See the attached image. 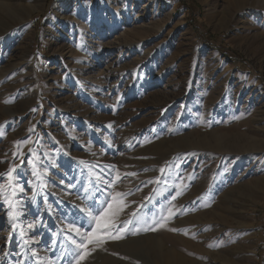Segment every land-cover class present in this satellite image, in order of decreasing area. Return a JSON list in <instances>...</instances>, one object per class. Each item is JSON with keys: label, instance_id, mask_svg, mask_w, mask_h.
Wrapping results in <instances>:
<instances>
[{"label": "rangeland", "instance_id": "obj_1", "mask_svg": "<svg viewBox=\"0 0 264 264\" xmlns=\"http://www.w3.org/2000/svg\"><path fill=\"white\" fill-rule=\"evenodd\" d=\"M101 1L0 0V264H264V0Z\"/></svg>", "mask_w": 264, "mask_h": 264}, {"label": "snow or ice", "instance_id": "obj_2", "mask_svg": "<svg viewBox=\"0 0 264 264\" xmlns=\"http://www.w3.org/2000/svg\"><path fill=\"white\" fill-rule=\"evenodd\" d=\"M9 176H11V171L9 172ZM120 193H117V196H120ZM126 207V205L123 204V201H116L113 204H109L108 207L104 210L103 214L97 217H94V219L97 221L96 228L93 229V231L88 233H81L78 228L74 229L78 235L83 237V242L78 244L77 247L81 250L80 254L78 256V261L85 259L89 255L88 245H101L104 236L100 234V230L104 229L106 231L107 239L111 240H118L122 238V233H125L129 230V225L132 223L131 220L123 221L122 226L115 223L114 218L117 216V214L123 210V208ZM171 214V213H170ZM11 215V213H9ZM159 227H163V220L159 222ZM15 227V225H13ZM115 230L117 232L116 235H112V231ZM141 229H136L132 232L133 235L137 234L138 231ZM143 231H153L155 230L152 227H145L142 229ZM173 231H176V229H172ZM73 244H76V241H72ZM94 250V249H93Z\"/></svg>", "mask_w": 264, "mask_h": 264}, {"label": "bare ground", "instance_id": "obj_3", "mask_svg": "<svg viewBox=\"0 0 264 264\" xmlns=\"http://www.w3.org/2000/svg\"><path fill=\"white\" fill-rule=\"evenodd\" d=\"M42 1V3H44L45 2V0H41ZM77 1H79V0H77ZM257 1H259V0H257ZM94 2L97 4V6H100V8L101 9H104L105 8V3H103L102 1H101V3L99 4V0H94ZM107 2H108V0H107ZM107 4V3H106ZM108 4H109V2H108ZM78 5H79V3L77 2V3H75V7L77 8L78 7ZM215 141H216V143H218V144H221V145H224L225 144V140H223V139H220V140H218V139H215ZM225 151V150H224ZM11 238V237H10ZM9 240V239H8ZM7 240V242H10V240L8 241ZM7 246H9V244H7ZM12 264H17V260H14L13 262H12Z\"/></svg>", "mask_w": 264, "mask_h": 264}, {"label": "trees", "instance_id": "obj_4", "mask_svg": "<svg viewBox=\"0 0 264 264\" xmlns=\"http://www.w3.org/2000/svg\"><path fill=\"white\" fill-rule=\"evenodd\" d=\"M181 2L185 3L184 0H180ZM192 2H194V0H191Z\"/></svg>", "mask_w": 264, "mask_h": 264}]
</instances>
